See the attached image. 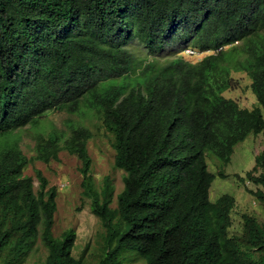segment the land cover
Masks as SVG:
<instances>
[{
  "label": "trees",
  "instance_id": "obj_1",
  "mask_svg": "<svg viewBox=\"0 0 264 264\" xmlns=\"http://www.w3.org/2000/svg\"><path fill=\"white\" fill-rule=\"evenodd\" d=\"M238 72L251 107L223 94ZM261 108L264 0H0V264H25L38 240L46 253L33 264H264V225L242 213L230 233L234 196L209 198L234 146L264 137ZM86 110L112 136L117 193L108 175L93 177L88 126L42 124ZM24 126L36 128L31 157L18 145ZM62 150L78 158L81 194L103 226L91 260L73 254L74 228L53 233L56 187L40 169L37 188L24 174ZM234 176L264 202V145Z\"/></svg>",
  "mask_w": 264,
  "mask_h": 264
},
{
  "label": "rangeland",
  "instance_id": "obj_2",
  "mask_svg": "<svg viewBox=\"0 0 264 264\" xmlns=\"http://www.w3.org/2000/svg\"><path fill=\"white\" fill-rule=\"evenodd\" d=\"M193 58H198L193 56ZM240 83L236 89L226 90L223 94L239 100L244 105L251 107L256 101L249 89V79L244 73H236ZM264 116V108H261ZM87 111V110H86ZM44 128L49 130L52 126L57 129H69L70 124H84L93 133L88 142V151L92 159L91 171L96 182L108 175L112 178L115 186V193L123 186V171L114 166V149L111 145L112 136L104 129L100 118L95 113L78 112L68 113L65 111H52L42 121ZM36 128L24 126L19 129L18 145L23 152L31 157L35 154L33 149L34 141L32 134ZM264 145V137L259 134H248L242 141L234 146L230 161L224 168L226 177L216 175L210 185L209 198L211 201L223 194L228 193L235 198V206L232 211V226L230 233H240L241 214L249 213L255 215L260 223L264 225V202L259 201L255 195L244 188L241 182L237 181L235 174L244 176L251 169L255 162V154ZM208 159L209 167L215 171V161ZM80 162L78 158L66 150L59 152V159L45 163L40 160H32L24 174L33 176L34 187L37 188L38 180L34 170L40 169L48 179L49 185H54L57 189V209L54 215L53 233L59 235L64 229L72 227L76 232L75 248L73 254L76 257L83 256L85 259H93L101 244V233L103 226L100 219L92 212L90 201L81 194L79 173ZM247 182V179L245 180ZM247 187L257 189L254 183H245ZM46 253L45 247L38 240L33 250L30 252L25 264L43 259ZM132 264H144L139 258H133Z\"/></svg>",
  "mask_w": 264,
  "mask_h": 264
},
{
  "label": "built area",
  "instance_id": "obj_3",
  "mask_svg": "<svg viewBox=\"0 0 264 264\" xmlns=\"http://www.w3.org/2000/svg\"><path fill=\"white\" fill-rule=\"evenodd\" d=\"M185 52H188V53H195V51L192 50V49H190V48L185 49ZM196 54H198V53H196ZM247 183H249V180H247Z\"/></svg>",
  "mask_w": 264,
  "mask_h": 264
}]
</instances>
